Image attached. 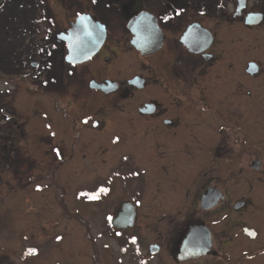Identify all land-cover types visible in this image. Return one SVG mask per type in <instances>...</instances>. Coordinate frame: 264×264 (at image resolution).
<instances>
[{"label":"flooded vegetation","instance_id":"1","mask_svg":"<svg viewBox=\"0 0 264 264\" xmlns=\"http://www.w3.org/2000/svg\"><path fill=\"white\" fill-rule=\"evenodd\" d=\"M37 3L0 69L46 96L34 107L11 83L0 112V206L25 211L14 226L34 247L15 240L11 263L63 264L84 226L102 264H264V0H108L77 13L105 28L78 62L77 14ZM142 11L150 26L131 30Z\"/></svg>","mask_w":264,"mask_h":264},{"label":"rangeland","instance_id":"2","mask_svg":"<svg viewBox=\"0 0 264 264\" xmlns=\"http://www.w3.org/2000/svg\"><path fill=\"white\" fill-rule=\"evenodd\" d=\"M31 0H3L0 3V55L5 58V60L1 61L0 58V69L2 71H9V62L12 61L13 56L11 55V46H14V44L17 41L18 36H21L20 33L17 34V31H14L12 28L18 27V29L21 28L23 31V35L26 37L27 31H35L36 27L32 23L34 22L31 18H33L34 13L39 11L36 7L31 6L30 4ZM38 1V5L43 0H36ZM67 1V7H69L68 12L69 15L77 14L79 11H88V13L93 17L96 13V15L102 16V10L101 8L107 3L108 0H66ZM49 6L52 8H55V5L53 3V0H47ZM43 7V5H42ZM36 8V9H35ZM44 11H46V8L44 6ZM57 10V9H56ZM91 10V11H89ZM93 11V12H92ZM94 13V14H93ZM40 14V12H39ZM13 15L19 17L18 23L15 22V19H13ZM59 17L62 19L64 18V14H59ZM18 24V25H17ZM30 26V27H29ZM0 70V112H2L1 115L4 113H10L11 108V102L9 100L10 97V86L11 83L13 84V92L15 95V98H21L24 97L26 100L24 101L26 104L30 102L31 98L34 97L35 102L33 103L34 107H40L42 106L41 103L46 100V96L43 91H41L39 88H36L35 85L28 80H22V79H14L13 77H9L8 75H5L6 73L2 72ZM12 89V87H11ZM34 94V95H33ZM44 98V100H42ZM27 107V106H26ZM3 128V126H1ZM8 155V154H7ZM94 170V169H93ZM87 174L89 177L90 173ZM2 193L4 195H9V193L6 190H3ZM9 201L5 199L4 203L2 202V205L0 206V264H13L11 263L10 259L12 258V253L15 246V240H22V243H28L29 250L30 248H34L31 246V242L26 241V238L29 236V232L25 229L18 230L17 227L14 226V220L16 218L17 221H22L20 218L25 219V211L21 209L18 213V217L16 215V212L12 211L11 209L7 208L5 205ZM71 216H74L76 219H83L85 218L88 223H90L89 217H86V211L81 210L80 212H70ZM90 220V221H89ZM93 223L91 225H96L98 222L97 220L92 219ZM69 224H62L61 227H59V230L63 232V240L64 243L67 244L69 242L74 241V228L70 226ZM93 235H96V230H91ZM87 233V227H81L80 232H75L76 239L74 243L80 242L79 247L76 246V251L71 256L63 259V264H102L103 260V254L99 252V247L88 243V233ZM80 236V238H78ZM101 243V241H99ZM73 245V244H72ZM67 248V246H65ZM70 249V248H69ZM17 250L19 253H26L28 250L26 249L25 245L22 248L17 247ZM12 252V253H11ZM65 255H69V250H63ZM16 254V253H15ZM26 256H30V253L27 252L24 254ZM36 255V252L34 253ZM59 256H61L59 254ZM58 256V257H59ZM90 256V260H89ZM14 257V256H13ZM63 257V256H61ZM80 257V258H78ZM61 261V262H62ZM25 264V263H23ZM28 264V263H27Z\"/></svg>","mask_w":264,"mask_h":264},{"label":"water","instance_id":"3","mask_svg":"<svg viewBox=\"0 0 264 264\" xmlns=\"http://www.w3.org/2000/svg\"><path fill=\"white\" fill-rule=\"evenodd\" d=\"M150 20L152 16L142 11L138 16L131 18L128 26L131 30L143 29L150 26ZM104 32V25L99 21H94L88 13L77 14L75 20L70 22L68 35L64 37L68 42L66 60L78 62L89 59L102 42ZM141 37L142 35H135V39L139 41L143 40ZM142 44L145 45L143 48L148 47L147 42L144 41ZM119 215L113 219L115 224L118 222Z\"/></svg>","mask_w":264,"mask_h":264},{"label":"snow or ice","instance_id":"4","mask_svg":"<svg viewBox=\"0 0 264 264\" xmlns=\"http://www.w3.org/2000/svg\"><path fill=\"white\" fill-rule=\"evenodd\" d=\"M57 154L59 155V152H58V150H57ZM81 195H85L84 193H81ZM31 251H35V250H31Z\"/></svg>","mask_w":264,"mask_h":264}]
</instances>
